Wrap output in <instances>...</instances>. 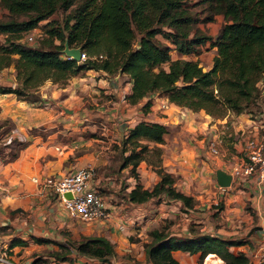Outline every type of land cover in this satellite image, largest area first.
<instances>
[{
	"label": "crops",
	"instance_id": "crops-1",
	"mask_svg": "<svg viewBox=\"0 0 264 264\" xmlns=\"http://www.w3.org/2000/svg\"><path fill=\"white\" fill-rule=\"evenodd\" d=\"M204 46L208 47V42ZM208 51V62H204L201 51L194 54L193 59H199L203 68L210 66L215 48ZM8 68L12 72L8 73ZM0 84H17L13 65L0 70ZM131 84L125 72L89 67L64 81L45 79L35 88L39 98L34 100L11 91L0 92V137L14 130L10 135L16 147L8 155L11 145L4 141L0 152V250L7 251L14 264H153L146 257L144 242L150 239L149 230L160 224L179 235L191 234V227H197L200 232L242 238L246 241L229 247L253 259L259 227L264 224V177L252 173L221 186L215 174L217 168L229 170L240 158L243 142L237 139V130L247 126L251 112L229 111L213 117L204 110V116L193 120L197 126L187 129L183 122H171L170 116L185 113L176 111L178 107L181 111L191 108L157 92L130 102L126 95ZM148 99L150 104L144 109ZM141 119L166 126L164 140L157 143L161 148L159 164L175 176L177 189L192 195V209L165 194L142 202H120L113 196L121 185L128 191L137 182L151 188L159 179L155 165L145 159L135 169L131 163L120 165L122 139ZM214 130L221 131L219 140L226 150L231 148L227 155L221 150L220 156L208 153L206 139ZM88 163L96 169L94 183L106 190V195L102 194L110 212L106 219L71 217L59 197L32 178L60 175ZM217 198L223 202L219 207L215 205ZM217 208L220 217L213 218ZM233 232L235 235H230ZM89 234L104 235L113 243L110 261L79 252L69 243ZM172 254L180 264H206L208 257L215 264H224L215 252L202 258L199 251L174 249Z\"/></svg>",
	"mask_w": 264,
	"mask_h": 264
},
{
	"label": "trees",
	"instance_id": "trees-1",
	"mask_svg": "<svg viewBox=\"0 0 264 264\" xmlns=\"http://www.w3.org/2000/svg\"><path fill=\"white\" fill-rule=\"evenodd\" d=\"M72 1L0 0L11 15L0 19V33L7 36L6 43L0 44V70L13 65L17 80L15 86L0 85V92L11 91L34 100L39 98L35 88L45 79L66 80L80 69L92 67L127 73L132 79L131 92L126 95L130 102L157 92L180 106L204 109L213 117H221L226 110H246L249 98H258V83L264 77V0H214V5L223 7L225 19L213 35L192 31L196 18L179 0H80L70 9L63 27H47L48 20L37 44L21 39L25 30L48 19L58 3ZM20 14L28 17H14ZM44 38H50L51 47L41 44ZM65 41L79 46L86 57L64 55ZM206 42L215 53L210 66L203 68L191 55L199 53ZM172 50L179 55L172 57ZM149 104L148 99L144 109ZM165 131L160 121H137L122 139L120 165L131 163L135 169L141 159L151 162L145 157L150 148L160 162L157 143L164 140ZM155 169L159 179L154 185L147 188L137 182L127 192L128 200L142 202L165 194L180 199L185 206L193 204L192 195L174 185V175L159 163ZM191 228L188 235L169 233L163 226L151 228L150 239L144 242L146 257L153 264H180L172 250L182 249L199 251L200 258L215 252L224 264H253L244 251L229 247L246 240ZM74 246L79 252L107 261L115 251L113 243L98 234L85 235Z\"/></svg>",
	"mask_w": 264,
	"mask_h": 264
},
{
	"label": "built area",
	"instance_id": "built-area-1",
	"mask_svg": "<svg viewBox=\"0 0 264 264\" xmlns=\"http://www.w3.org/2000/svg\"><path fill=\"white\" fill-rule=\"evenodd\" d=\"M43 34V29L39 24H36L25 30L21 39L31 44H37ZM63 53L66 56H71L64 51ZM85 57V52L81 50L80 58ZM263 78L260 80L263 81ZM161 106L165 107V103H162ZM249 117L250 121L247 126L237 130V139L243 142L242 153L240 158L227 170L231 174V183L252 173L264 177V110L253 115L250 114ZM13 131L10 130V134ZM219 133H221L220 130H214L206 142L208 153L215 156L221 155ZM10 134H5L0 139L9 142L13 138ZM95 174L94 165L88 163L60 175H43L40 178L33 176L32 178L38 181L41 186L48 187L53 194L59 197L68 215L83 221H90L106 219L110 215L101 189L93 181ZM66 192H69L70 196H67ZM118 226L122 228L123 222H120ZM259 230L260 237L253 251V259L250 260L253 264H264V224L259 227ZM0 264H14L4 249L0 250Z\"/></svg>",
	"mask_w": 264,
	"mask_h": 264
},
{
	"label": "rangeland",
	"instance_id": "rangeland-1",
	"mask_svg": "<svg viewBox=\"0 0 264 264\" xmlns=\"http://www.w3.org/2000/svg\"><path fill=\"white\" fill-rule=\"evenodd\" d=\"M79 1L80 0H73L72 2H69V3H66V2L58 3L55 6V9L53 10V13L50 15V17L48 19H42L39 22L40 27L45 29L46 26H44V25H45V23L48 20H50V21L48 22L47 27H50V28H52V27L53 28L63 27L65 19H66V16L68 15L70 9L72 7H74ZM179 1L181 3V6L187 7L188 11L196 18V20L191 24V28H192V31H195L197 33L213 35L214 33L217 32V30L219 29V27L221 26V24L223 23V21L225 19L224 15H223V7L220 6L219 4L214 5V0H179ZM209 15H213L212 19H209V20L207 19L206 20V17L209 16ZM10 16L11 15H10V12L8 11V9L4 5H2L0 3V19H7ZM14 17L17 18V19H24V18L28 17V14L14 15ZM164 28L168 29L166 26H164ZM2 37H4V40L0 44H5L6 43L5 42V38L7 36L5 34H3ZM156 37L161 39L162 41H165V39L160 34H157ZM49 40H50V38H44V39H42L41 44L51 47L52 44L50 43ZM54 41L57 42L58 39H55ZM173 53H175V51L172 50V54ZM201 53H203V55H201V56L203 57L204 62H208V61H206V58L209 59V57H210V52L208 51V48L205 47L204 45H202ZM172 54H171L172 57L176 56V54H174V55H172ZM14 55L16 57V54H14ZM191 57L195 58V55L193 54V55H191ZM163 66L165 68H167L168 63L164 62ZM7 72L8 73L12 72V69L8 68ZM61 81H64V80H61ZM0 85H3V84H0ZM3 86H10V85L9 84H5ZM258 88H259L258 98L254 99V97H253L251 99V97H250L249 100H248L249 103L246 106V110L245 111L251 112V114L252 113L255 114V113H258L261 110H264V78H263V81L259 82ZM179 108L180 107H178L176 111L179 110L180 112H185V113H180L178 117H175V116L173 117L171 115L170 117H172V119H170V118L169 119H170L171 122H177V121H178V123L183 122L187 129H193L195 126H197V125L193 124L194 123L193 120L198 119V118H200V117H202V116H204L206 114L204 112V109H199V110L195 111L194 109H192V110L191 109H184L185 108L184 107L183 110L181 111V109H179ZM229 111H232V110H226V114ZM207 140H208V138L206 139V141ZM9 144L11 145L10 146L11 148L8 151V155H11V154H13L15 152V148L16 147H15V142L14 141H9ZM4 145H5L4 144V140L0 139V152L2 151V148H3ZM219 148H220L221 152L224 153V155H227L228 151H230V149H231L229 147L228 150H226L225 143L223 145V143L221 141L219 143ZM127 152H129V150H127ZM145 157L150 159L152 164L157 165L159 163V161L157 159V156H156V153L154 152L153 148H150L149 150H146ZM125 187H126V185H121L120 187H118V188H116L114 190L115 195H113V196L116 197V199L119 200L120 202H128V199H127V196H126L128 190H126ZM100 189H101V192H103L102 194H105L104 192L106 190H104L102 187H100ZM110 192L112 193L113 190H111ZM220 201L221 200L218 199V202L215 205L219 207ZM193 203H194V201H193ZM221 204H223L222 201H221ZM189 207L192 209L193 205H191ZM185 210H187V209H185ZM214 212L217 213V215L214 214L213 218L214 217H218L219 218L220 217L219 208H217V210H214L212 213H214ZM215 221H218V219H215ZM160 225H158V226H160ZM135 226L138 227V225H135ZM193 228L195 229L197 227H193ZM233 234L235 235L234 232L232 234H230V235H233ZM75 241H76V239H74V240L70 239L69 243H74ZM61 246L65 248L67 245H61ZM215 263L216 262L211 261V259H210V260L207 261L206 264H215Z\"/></svg>",
	"mask_w": 264,
	"mask_h": 264
},
{
	"label": "water",
	"instance_id": "water-1",
	"mask_svg": "<svg viewBox=\"0 0 264 264\" xmlns=\"http://www.w3.org/2000/svg\"><path fill=\"white\" fill-rule=\"evenodd\" d=\"M63 51L66 54L75 57L76 59H80L81 49H80L79 46H70L68 44V42L65 41L64 42ZM215 174H216V180H217L219 185L226 186V185L230 184V182H231V174L229 172H227L226 170H224L222 168H217L216 171H215ZM65 194L67 196H70L69 192H66Z\"/></svg>",
	"mask_w": 264,
	"mask_h": 264
},
{
	"label": "bare ground",
	"instance_id": "bare-ground-1",
	"mask_svg": "<svg viewBox=\"0 0 264 264\" xmlns=\"http://www.w3.org/2000/svg\"><path fill=\"white\" fill-rule=\"evenodd\" d=\"M211 259V257H208V260H210Z\"/></svg>",
	"mask_w": 264,
	"mask_h": 264
}]
</instances>
